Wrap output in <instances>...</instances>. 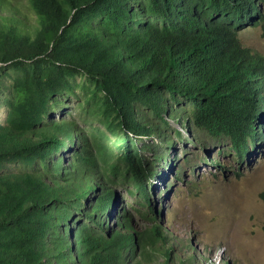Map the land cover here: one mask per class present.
<instances>
[{"label": "trees", "instance_id": "obj_1", "mask_svg": "<svg viewBox=\"0 0 264 264\" xmlns=\"http://www.w3.org/2000/svg\"><path fill=\"white\" fill-rule=\"evenodd\" d=\"M259 1L27 0L29 16L0 0V264H169L156 225L134 233L125 211L105 224L119 166L104 134L53 114L78 97L120 136L116 158L147 204L144 143L169 106L241 160L264 139V57L238 39L264 23Z\"/></svg>", "mask_w": 264, "mask_h": 264}, {"label": "rangeland", "instance_id": "obj_2", "mask_svg": "<svg viewBox=\"0 0 264 264\" xmlns=\"http://www.w3.org/2000/svg\"><path fill=\"white\" fill-rule=\"evenodd\" d=\"M16 1L30 16L27 0ZM259 7L264 14V0ZM238 39L243 47L264 57V23L241 30ZM76 93L83 95L80 90ZM61 102L53 118L75 120L88 134L102 132V144L112 156L110 164L119 166L118 177L107 172L114 181L109 184L114 206L105 219L107 227H113L123 211L129 213L134 233L156 225L169 250V264H264V139L240 160L226 139L212 140L191 125L185 128L181 117L185 113L175 112L185 108L184 104L176 109L169 106L168 127H156L158 136L144 143L151 149L145 150L147 166L155 168L152 181L146 184L147 204L116 158L120 136L107 131L101 118L83 106L80 98L65 97ZM141 114L159 123L149 111ZM3 120L1 109L0 123ZM260 126L264 127V115L257 119L256 128ZM159 155L162 158L156 164ZM64 156L68 158L69 153ZM8 171L22 172L24 167L11 165ZM163 261L157 256L145 264Z\"/></svg>", "mask_w": 264, "mask_h": 264}]
</instances>
